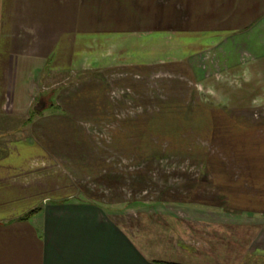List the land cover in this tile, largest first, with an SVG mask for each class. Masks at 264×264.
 I'll return each mask as SVG.
<instances>
[{"label": "crops", "instance_id": "obj_1", "mask_svg": "<svg viewBox=\"0 0 264 264\" xmlns=\"http://www.w3.org/2000/svg\"><path fill=\"white\" fill-rule=\"evenodd\" d=\"M189 23H203V70L228 74L233 97L247 85L249 105L226 97L227 107L264 104V0H0V120L22 119L31 107L58 108L49 101L53 95L41 92L48 75L103 72L115 55L133 57L144 43L153 48L159 24ZM54 110L35 111L21 127H0V264L264 258V180L248 172L246 160H197L194 166L205 173L183 176L182 185L172 177L157 192L147 190L142 174L135 186L141 199L101 202L79 186L80 175L102 165L90 157L85 131L74 120L96 122L104 112L86 117ZM219 128L217 137L230 130Z\"/></svg>", "mask_w": 264, "mask_h": 264}, {"label": "rangeland", "instance_id": "obj_2", "mask_svg": "<svg viewBox=\"0 0 264 264\" xmlns=\"http://www.w3.org/2000/svg\"><path fill=\"white\" fill-rule=\"evenodd\" d=\"M159 26L161 37L152 41L156 43L153 48L144 43L143 51L135 48L137 55L133 57L115 55L116 63L108 62L110 66L103 72L48 75V88L41 92L44 97L53 95L49 101L58 108L42 110V106L38 110L41 116L54 109L86 117L94 109L105 113L96 122L93 118L74 120L85 131L90 157L102 165L95 174L80 175L79 186L101 202L120 199L126 204L134 197L142 198L135 192L142 174L147 190L157 192L156 186L172 177L182 185L183 176L196 175L201 169L205 173L206 168L194 166L203 159L246 160L248 172L256 170L264 180V104L241 110L227 107L226 97L239 98L244 106L251 97L246 84L233 97L235 88L230 82L234 80L223 71L203 70V23ZM88 96H99L103 102L96 106V98ZM223 113L226 118H222ZM33 116L29 111L22 119L0 120V127H21ZM227 122H233L235 128ZM223 126L230 127L228 134L220 132L217 137L216 131ZM174 184L165 186L177 187ZM114 194L116 199H112ZM248 263L264 264V258L247 257L243 264Z\"/></svg>", "mask_w": 264, "mask_h": 264}, {"label": "trees", "instance_id": "obj_3", "mask_svg": "<svg viewBox=\"0 0 264 264\" xmlns=\"http://www.w3.org/2000/svg\"><path fill=\"white\" fill-rule=\"evenodd\" d=\"M56 109H57V108H56ZM30 112H31V113L33 112V114L36 113V112L33 111V110H30ZM28 121H29V119L27 120V122H28ZM38 209H39V208H35V209H32V210L26 212L23 216L19 217L18 220H25V219H27V217H29L30 215H32L33 213H35L36 211H38Z\"/></svg>", "mask_w": 264, "mask_h": 264}, {"label": "water", "instance_id": "obj_4", "mask_svg": "<svg viewBox=\"0 0 264 264\" xmlns=\"http://www.w3.org/2000/svg\"><path fill=\"white\" fill-rule=\"evenodd\" d=\"M41 106H38V107H33V111H38L39 110V108H40Z\"/></svg>", "mask_w": 264, "mask_h": 264}]
</instances>
